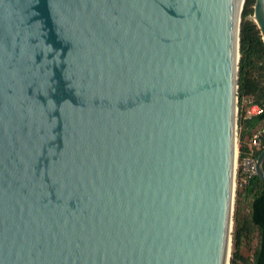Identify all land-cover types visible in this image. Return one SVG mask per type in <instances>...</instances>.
<instances>
[{
  "label": "water",
  "instance_id": "95a60500",
  "mask_svg": "<svg viewBox=\"0 0 264 264\" xmlns=\"http://www.w3.org/2000/svg\"><path fill=\"white\" fill-rule=\"evenodd\" d=\"M244 1L0 0V264L229 263Z\"/></svg>",
  "mask_w": 264,
  "mask_h": 264
},
{
  "label": "trees",
  "instance_id": "16d2710c",
  "mask_svg": "<svg viewBox=\"0 0 264 264\" xmlns=\"http://www.w3.org/2000/svg\"><path fill=\"white\" fill-rule=\"evenodd\" d=\"M254 0L243 4L239 32L238 64V116H237V170L235 174V197L232 231V257L229 264H264V182L256 176L246 174L242 162L246 158L256 161L264 147V44L254 22ZM250 102L248 108L257 106L259 114L247 115L243 102ZM259 136L258 147H251V139ZM264 170V162H263ZM247 203L248 211L242 214ZM255 240L256 245L252 248ZM243 248L251 251L244 258Z\"/></svg>",
  "mask_w": 264,
  "mask_h": 264
},
{
  "label": "built area",
  "instance_id": "2783aa9c",
  "mask_svg": "<svg viewBox=\"0 0 264 264\" xmlns=\"http://www.w3.org/2000/svg\"><path fill=\"white\" fill-rule=\"evenodd\" d=\"M248 103H250V102H248ZM259 113H261V109L258 108L257 106H252V107L248 108V111H247V115L259 114ZM258 145H259V136L258 135H255L251 139L250 146L251 147H258ZM237 155H238V152L236 153V164L238 166V163H237ZM254 163H255V161L252 160L249 157L246 158V159H244L243 162H242V164H241L242 169H243V172L246 173V174L253 173V171H254Z\"/></svg>",
  "mask_w": 264,
  "mask_h": 264
},
{
  "label": "rangeland",
  "instance_id": "374dc122",
  "mask_svg": "<svg viewBox=\"0 0 264 264\" xmlns=\"http://www.w3.org/2000/svg\"><path fill=\"white\" fill-rule=\"evenodd\" d=\"M246 105H247V103L244 101L243 104H242V106H243V108L246 109V112H247L248 111V107ZM237 116H238V97H237ZM236 169H237V164L235 165V174H236ZM235 187H236V185H235ZM233 211H234V206H233ZM247 211H248L247 203H244L243 206H242V214H246ZM232 221H233V218H232ZM231 231H233V224H232V230ZM231 235H232V232H231ZM255 245H256V242L254 240L253 243H252V248H254ZM231 248H232V239H231V246H230V251H229V261H230V259L232 257ZM240 254L244 258H247V257H249L251 255V251L248 250L247 248H243L241 250V253Z\"/></svg>",
  "mask_w": 264,
  "mask_h": 264
}]
</instances>
